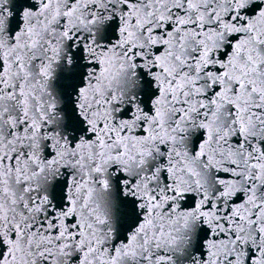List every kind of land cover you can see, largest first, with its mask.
<instances>
[{
	"label": "snow or ice",
	"instance_id": "6c2138e0",
	"mask_svg": "<svg viewBox=\"0 0 264 264\" xmlns=\"http://www.w3.org/2000/svg\"><path fill=\"white\" fill-rule=\"evenodd\" d=\"M0 264H264V0H0Z\"/></svg>",
	"mask_w": 264,
	"mask_h": 264
}]
</instances>
